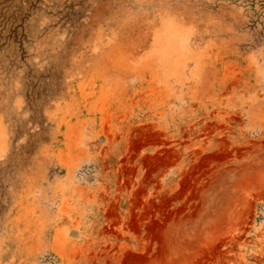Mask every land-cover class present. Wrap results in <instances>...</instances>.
I'll use <instances>...</instances> for the list:
<instances>
[{"label":"rangeland","instance_id":"374dc122","mask_svg":"<svg viewBox=\"0 0 264 264\" xmlns=\"http://www.w3.org/2000/svg\"><path fill=\"white\" fill-rule=\"evenodd\" d=\"M0 264H264V0H0Z\"/></svg>","mask_w":264,"mask_h":264}]
</instances>
